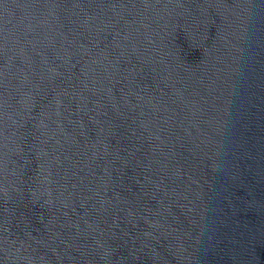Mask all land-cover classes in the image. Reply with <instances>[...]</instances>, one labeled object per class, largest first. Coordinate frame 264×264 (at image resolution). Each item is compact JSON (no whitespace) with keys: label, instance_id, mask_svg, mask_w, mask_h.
Wrapping results in <instances>:
<instances>
[{"label":"water","instance_id":"water-1","mask_svg":"<svg viewBox=\"0 0 264 264\" xmlns=\"http://www.w3.org/2000/svg\"><path fill=\"white\" fill-rule=\"evenodd\" d=\"M0 264H264V0H0Z\"/></svg>","mask_w":264,"mask_h":264}]
</instances>
